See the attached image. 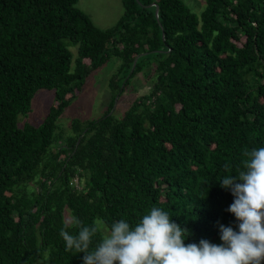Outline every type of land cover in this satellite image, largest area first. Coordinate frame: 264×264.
I'll use <instances>...</instances> for the list:
<instances>
[{"label": "trees", "instance_id": "1", "mask_svg": "<svg viewBox=\"0 0 264 264\" xmlns=\"http://www.w3.org/2000/svg\"><path fill=\"white\" fill-rule=\"evenodd\" d=\"M121 1L124 16L100 29L78 0H0V264H83L60 236L66 209L110 230L159 207L189 230L186 244H219L220 224L237 228L219 181L242 170L245 150L264 147V0H206L199 11L185 0ZM113 58L110 108L56 137ZM146 68L150 94L111 114ZM39 90L56 91L58 105L41 126L20 128ZM83 177V189L71 185ZM104 237L98 227L90 251Z\"/></svg>", "mask_w": 264, "mask_h": 264}, {"label": "clouds", "instance_id": "2", "mask_svg": "<svg viewBox=\"0 0 264 264\" xmlns=\"http://www.w3.org/2000/svg\"><path fill=\"white\" fill-rule=\"evenodd\" d=\"M243 155L242 170L219 181L234 197L227 211L237 221V228L219 225L221 243L201 239L186 244L189 230L153 206L135 226L125 219L114 221L91 251L97 224L86 226L75 216L66 219L60 231L66 250L84 253L83 264H264V147ZM230 167L226 163L225 171ZM71 227L78 232L71 234Z\"/></svg>", "mask_w": 264, "mask_h": 264}, {"label": "rangeland", "instance_id": "3", "mask_svg": "<svg viewBox=\"0 0 264 264\" xmlns=\"http://www.w3.org/2000/svg\"><path fill=\"white\" fill-rule=\"evenodd\" d=\"M185 2L190 7H196V10L199 11L205 5L206 0H185ZM76 7L85 12L94 25L100 29H109L116 26L125 14V7L121 0H78ZM69 49L73 53L74 65L78 57V46L72 45ZM120 63L119 59L113 58L101 69L89 76L78 97L58 120L56 137L59 134H62L64 138L72 135V124L75 121L96 120L105 114L115 97V93L110 87V80L118 71ZM149 71L150 69L146 68L143 72L139 73L123 93L122 97L119 98L118 103H115L113 114L116 117L121 118L136 99L150 94L154 78L147 74ZM57 105L56 91L39 90L32 99L31 111L19 116L18 126L20 128H24L27 125L41 126L51 112V109ZM59 146L61 144L56 140L51 150L54 151ZM86 179V177L80 178L78 185H75V187L79 190L83 189ZM74 184L77 183L74 181ZM72 216L71 210L66 209L65 220ZM97 225L104 236L109 234V229L102 220H97Z\"/></svg>", "mask_w": 264, "mask_h": 264}, {"label": "water", "instance_id": "4", "mask_svg": "<svg viewBox=\"0 0 264 264\" xmlns=\"http://www.w3.org/2000/svg\"><path fill=\"white\" fill-rule=\"evenodd\" d=\"M156 7H157L156 13H157V17H158L159 8H158V6H156ZM140 56H141V55H140ZM140 56H139V57H140ZM139 57H137V58L135 59V62H134L133 68H132V72L135 70L136 63H137ZM117 103H118V100H116V104H117ZM112 113H113V111L111 112V114H112Z\"/></svg>", "mask_w": 264, "mask_h": 264}, {"label": "built area", "instance_id": "5", "mask_svg": "<svg viewBox=\"0 0 264 264\" xmlns=\"http://www.w3.org/2000/svg\"><path fill=\"white\" fill-rule=\"evenodd\" d=\"M74 181L77 184H74ZM78 183H79V179L78 178H75V179L72 180L71 185L75 186V185H78Z\"/></svg>", "mask_w": 264, "mask_h": 264}]
</instances>
